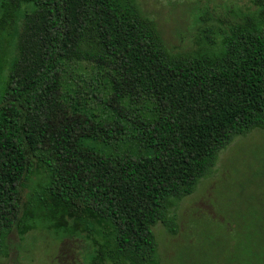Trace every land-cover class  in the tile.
<instances>
[{
    "label": "trees",
    "instance_id": "16d2710c",
    "mask_svg": "<svg viewBox=\"0 0 264 264\" xmlns=\"http://www.w3.org/2000/svg\"><path fill=\"white\" fill-rule=\"evenodd\" d=\"M252 4L183 52L136 0H0V254L39 220L83 240L86 264H158L153 226L175 232L219 152L264 127Z\"/></svg>",
    "mask_w": 264,
    "mask_h": 264
},
{
    "label": "rangeland",
    "instance_id": "374dc122",
    "mask_svg": "<svg viewBox=\"0 0 264 264\" xmlns=\"http://www.w3.org/2000/svg\"><path fill=\"white\" fill-rule=\"evenodd\" d=\"M136 1L166 44L183 52L200 46L199 31L206 24L226 28L235 12L255 9L252 0ZM22 23L16 26L12 56ZM29 191L23 189L24 198ZM170 214L175 232L161 222L153 226L158 264H264V127L236 136L219 152L212 172ZM35 222L38 228L24 235L17 229L8 234L0 264H86L83 240H60L44 222Z\"/></svg>",
    "mask_w": 264,
    "mask_h": 264
}]
</instances>
